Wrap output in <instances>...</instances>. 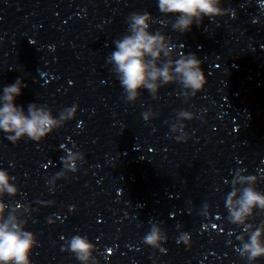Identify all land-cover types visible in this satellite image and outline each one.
Instances as JSON below:
<instances>
[{
	"label": "clouds",
	"instance_id": "9594fccd",
	"mask_svg": "<svg viewBox=\"0 0 264 264\" xmlns=\"http://www.w3.org/2000/svg\"><path fill=\"white\" fill-rule=\"evenodd\" d=\"M158 10L165 16H174L171 22L173 31L186 33L195 24L200 26L205 17L213 19L229 13L222 7V0H158ZM152 14L133 12L127 18V34L116 40L115 50L108 56L107 63L112 65L111 71L116 75L124 92V100L134 104L141 96L142 90H147L154 99H159L162 87L177 84L182 89L185 102L202 92L207 84L203 71V61L194 53L173 59V46L168 37L157 31L151 32ZM23 80L18 78L13 84L3 88L0 96V131L6 134L12 143H18L27 138L40 142L65 123L74 119L78 105L64 108L59 116H53L47 105L30 103L27 114L23 106H18L15 99L22 94L26 87ZM143 119L149 121L157 113L151 109L142 113ZM176 119L171 123V133H178L175 139L186 142L190 137L185 131L184 121L198 119L194 112L180 109L175 114ZM85 160L82 152H71L63 159V170L52 176L47 183L53 185L60 179H67L68 173H76V161ZM15 177L7 170L0 169V264H31V254L38 246L36 235L26 231L27 219L17 215L28 207L17 204L9 210L4 202V196L15 197L20 189L13 183ZM257 175H244L238 169L231 181V191L225 197V207L228 220L235 225L243 226L247 235L239 236L241 242L237 249L241 257H246L248 264L264 258V224L256 227L247 223L256 210L264 213V192L257 190ZM209 205L204 206L208 210ZM7 213V214H6ZM168 240L167 233L159 224L153 223L143 237V242L154 249L165 253L163 244ZM190 245L191 239L187 233L181 235L178 242ZM71 252L81 264H97L93 255L96 246L82 235H74L67 240L62 248Z\"/></svg>",
	"mask_w": 264,
	"mask_h": 264
}]
</instances>
